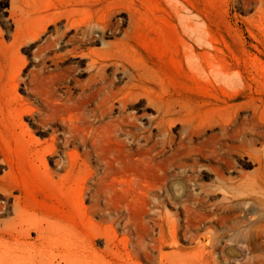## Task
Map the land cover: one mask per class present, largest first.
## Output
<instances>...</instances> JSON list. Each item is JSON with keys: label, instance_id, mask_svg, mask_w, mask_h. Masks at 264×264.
<instances>
[{"label": "rangeland", "instance_id": "1", "mask_svg": "<svg viewBox=\"0 0 264 264\" xmlns=\"http://www.w3.org/2000/svg\"><path fill=\"white\" fill-rule=\"evenodd\" d=\"M36 1L79 23L0 0V264H264V0Z\"/></svg>", "mask_w": 264, "mask_h": 264}, {"label": "bare ground", "instance_id": "2", "mask_svg": "<svg viewBox=\"0 0 264 264\" xmlns=\"http://www.w3.org/2000/svg\"><path fill=\"white\" fill-rule=\"evenodd\" d=\"M49 1V0H48ZM63 1V0H62ZM71 1H73V0H71ZM64 2V1H63ZM82 2V1H81ZM84 2V1H83ZM37 3V1L36 0H12V2H11V19L14 21V24H15V27H16V30H15V32H16V35H15V39H17V37H18V35L20 34V32H21V30H22V28L27 24V21L29 22L30 20H32V19H36V20H39L38 22V28H37V30H39V28L41 29V31H43V28H44V26H46L45 24L46 23H50V22H53L54 23V25H55V23L57 22V21H59L60 19L62 20V19H64L65 21H66V28H67V30L69 29V28H73V27H77V24L79 23V22H77L76 21V18H78V16L76 17V14L79 12V9H77L78 7H76V6H73V5H71V6H68V7H63V9H61V10H55L54 12L52 11V9H51V11L52 12H50V11H48V12H45L43 15H40L39 17H37L38 16V13L37 12H35L33 9H32V7H34L35 6V4ZM68 3V2H67ZM48 4V2L46 3V5ZM54 4V3H53ZM58 4V1H57V3H56V6H55V4H54V6L53 7H57V6H59V5H57ZM64 4V3H63ZM71 4H72V2H71ZM76 3H74V5H75ZM76 5H79V4H76ZM60 6H62V5H60ZM81 6V5H80ZM76 7V8H75ZM83 8V7H82ZM45 9H46V7H45ZM49 9V8H48ZM44 11V10H43ZM41 14H42V12H41ZM35 17H37V18H35ZM81 19H83V18H81ZM63 21V20H62ZM30 23V22H29ZM86 23V22H85ZM90 23V22H89ZM52 24V23H51ZM90 24H92V23H90ZM98 24V23H97ZM49 25V24H48ZM48 25L46 26L47 28H48ZM92 25H94V24H92ZM33 26H35L34 24H33ZM84 26V25H83ZM45 27V28H46ZM86 27V26H85ZM89 26H87V29H86V31H88V29H90V28H88ZM95 27H97L96 26V24H95ZM26 28V27H25ZM44 28V29H45ZM31 29H33L32 27H31ZM31 29H29L30 31H32ZM35 29V28H34ZM33 29V30H34ZM65 29V28H64ZM37 30H35L36 32H37ZM92 30H94V29H92ZM40 31V30H39ZM38 31V32H39ZM40 31V32H41ZM66 31V30H65ZM68 31H70V30H68ZM75 31H77V30H75ZM91 31V30H90ZM102 31V30H101ZM37 32V33H38ZM89 32V31H88ZM43 33V32H42ZM77 33H78V31H77ZM87 33V32H86ZM27 34V33H26ZM30 34V33H29ZM28 34V35H29ZM90 34H92V33H90ZM35 35V33L33 34V36ZM39 35V34H38ZM32 35H31V37H33ZM37 36V35H36ZM89 36V35H88ZM87 36V37H88ZM14 37V36H13ZM30 37V36H29ZM86 37V36H85ZM31 39V38H30ZM33 39V38H32ZM73 39V38H72ZM76 39V38H75ZM18 40V39H17ZM90 40V39H89ZM1 48V47H0ZM97 57V56H96ZM99 59H100V57H99ZM101 62H99V63H97V61H93V64L94 65H96V66H101V65H103V64H100ZM106 63V62H105ZM92 64V63H91ZM96 66H95V68H96ZM18 80H19V78H18ZM15 82H17L16 80H14ZM20 81V80H19ZM15 84H17V83H15ZM154 100V99H153ZM152 99H151V101H153ZM155 101V100H154ZM159 104V103H158ZM160 105V104H159ZM186 107V106H185ZM163 108V107H162ZM161 108V109H162ZM158 109V108H157ZM25 112H27V113H30V114H33V111L32 110H28V109H26L25 110ZM162 112H163V110H162ZM165 112H167L166 110H165ZM24 113V112H23ZM163 115H165V114H163ZM167 115V114H166ZM165 115V116H166ZM166 120H168V119H166Z\"/></svg>", "mask_w": 264, "mask_h": 264}]
</instances>
